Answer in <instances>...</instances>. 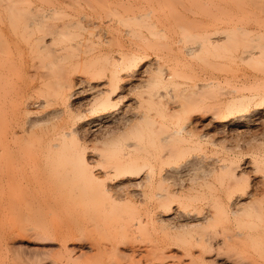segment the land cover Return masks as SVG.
Returning <instances> with one entry per match:
<instances>
[{"label":"rangeland","instance_id":"374dc122","mask_svg":"<svg viewBox=\"0 0 264 264\" xmlns=\"http://www.w3.org/2000/svg\"><path fill=\"white\" fill-rule=\"evenodd\" d=\"M29 1L34 7L40 6L38 2L41 0ZM75 1L77 5L80 4L82 10L80 7L75 9L76 12L72 11L73 9L70 10L71 8L66 10L71 11L68 12L69 14H73H71L73 21H79L82 23L79 25L84 26L79 28H85L84 31H81L83 29L79 30V28L73 29V32L81 36L79 38L77 36V39L82 44L84 42V46L81 44L78 49L80 51L77 50L76 53H78V59L89 60V63L96 61V64L94 62L89 64L86 60V62L80 60L76 64L78 66L73 65L74 67L69 70V72L73 70V74L70 73L73 76L69 77L72 80L68 78L70 85L74 83L70 88V93H72L70 101L73 110L75 112L77 110L78 113L76 114L81 115L82 113V116L87 117H92L95 113L85 111L83 100L86 93L77 86L80 80L89 79L84 70H88V73L91 69L95 71L101 67L100 69L104 71L107 66L106 61L116 59L118 56L115 60L117 61L120 51L123 50L126 53L133 50L134 47L138 49L135 42H139L138 44L143 47L145 42L148 43L149 40L148 44L152 45V50L146 51L148 55L146 54L145 57L136 61L120 76L122 80L119 83L118 93L113 97L114 101L117 100L115 101L117 105L111 111L118 114L122 111L133 110L134 107V111H136L137 108L138 117L143 116L142 119L145 117V120L140 123L144 130L148 127L144 126L147 120L155 121V125L162 123L169 130L184 126L191 135L185 133L184 136L182 135L183 137L177 136L169 145H166L165 148L171 152V156L163 159L165 164L167 162L180 165L177 172L182 173L176 172L170 175L165 173V165L160 171V167L158 169L159 164L147 161L150 166L146 163L147 169L144 168V171L140 172V183H136L137 178L112 181V177L109 179L103 171L109 164L105 165L103 162H98L95 154H93V152L101 151V145L95 142L101 132L92 130L94 127H90L89 132L85 133L83 129H80L78 137L86 140L87 143H85L88 146L91 145L89 146L90 153L86 156L87 163H89L88 170L98 177L96 180H100L98 181L99 184H106L104 185L106 189L111 188L108 194L111 191H113L111 194L118 192L117 196L121 193L118 197L123 196L121 197L122 201L128 196H133L134 202H137L133 213L130 212V216H127L126 210L122 207L120 209L118 203L117 207L108 201L110 199L106 192L95 191L96 188L92 189L94 182L91 183V186L89 185L93 180L88 181V173L82 170L83 168L80 169V164H78L80 166L78 168L86 173L87 177L85 178L82 175L79 176L81 173L76 170V164H73L75 170L72 168L73 170L65 171L68 166L63 164L59 166L58 162L55 164V161L45 156L44 150L38 153L37 149L34 148H29V151L25 149L28 153L32 151V154L35 153L33 151H36L37 155L33 159L26 158L24 161L22 159L19 161L20 157L16 156L17 161L12 163L18 164L16 166L23 165L18 170L17 177L11 176H15L13 181L10 179L11 177L6 179L2 175L3 171L0 170V172L2 171L0 173V264H264V220H257L253 216L249 217L246 212V214L240 213L242 215L238 213L233 215L230 212L232 206L230 200L232 199L231 204H233L234 196L237 194L244 195V202L252 203L255 201L261 206L264 205L262 203V201L264 202V0ZM101 1L122 3L125 16L129 13V15H139L149 11V20L153 21L156 26L158 25L157 28L166 27L164 28L166 29L164 32L165 40L162 38L163 36L160 39V35L151 37L144 28L140 30V33L145 36L146 41L131 35H121L116 30L113 32V29L105 26L106 24H100L95 15H92L96 7L95 3H101ZM93 2H95L94 5H91ZM88 4H90L89 7H86ZM98 5H102V3ZM90 6H92V10H90ZM100 7L97 6L95 11L101 12V9H98ZM76 14L78 16H75ZM103 28L105 29L103 30ZM204 35H219L218 45L215 47L205 45L201 49L198 48L194 54L183 57L181 48L184 44L195 45L196 42H202ZM111 36L112 39H115L113 42L110 41ZM124 36L125 38H123ZM107 38L110 39L111 43H108ZM158 43L163 46L167 45L160 47L157 45ZM88 44H93L92 47L91 45L88 46L90 50L92 49V53L88 48H85ZM82 49H86L88 52L82 53ZM249 49L256 52L253 59L240 61L239 57L242 52ZM24 52H20L22 54L16 52V55L12 51L11 68L13 69L14 65L15 68L11 72H13L12 75L15 74L16 76H12V79L14 85L18 84L16 86H19L23 91L29 90L27 95L30 94L31 96L30 88L38 83L37 77L40 69L34 71V68H31L29 53L26 50ZM76 53L75 55H77ZM2 58L4 57H1V60H3ZM87 65H89L90 70L85 67ZM157 68L162 69H160L161 72L163 71L162 74L169 72L174 81L171 79L172 83L169 82L165 86L155 85L152 87L149 85L151 86L149 87L150 82L145 81H148L149 78L152 79V75H156L155 71L159 70ZM69 72H67V77L70 75ZM102 78H95V81L90 79L91 81H89L93 85L105 84L107 78ZM33 79L35 83H33ZM208 81H212L216 85L204 87L196 93L190 90V88L193 89V86L199 85L201 87ZM174 83L175 85L182 84V87L189 90L181 95L179 94L181 86L176 87L172 85ZM155 91L161 96L157 99L154 97L150 99L149 94ZM228 91L232 92L229 93ZM235 97L244 98L243 108H232L230 101ZM222 103H226L229 107L222 105ZM48 108L38 109L36 113L41 114L44 110H50L52 106ZM89 112L90 114H88ZM240 115L245 116L239 118ZM85 122L87 121L83 119L78 121L76 125L79 127ZM161 130L164 132L163 129ZM145 142L144 144L148 147L149 145L147 146ZM149 147L148 149H150ZM17 148L20 149L18 146ZM7 149L6 153L8 152ZM8 150H11V154L7 153L6 155L13 158V147H9ZM17 150L15 155L17 153L20 155L24 151H21L22 148L19 150L20 152ZM134 153L139 155L140 152ZM52 162L54 163L52 164ZM2 163L0 166L3 169L5 166L4 162ZM108 163L112 162L108 161ZM142 163L145 162L142 161ZM221 163L229 164V166L233 164L234 167L236 165L240 171H238L240 179L232 182L226 174L224 176L221 172L219 173L220 169L217 165ZM151 165H154V168ZM182 165H185L184 168L186 167V169L182 168ZM62 166L65 167L64 170ZM102 166L105 168L103 167V169ZM148 168L152 169L150 171H153L154 180L153 183H148V186H145L146 181L142 178H144ZM214 170L215 172H213ZM160 176L167 177H165L167 180L162 185L157 183ZM137 180L139 181V179ZM132 182L134 185L140 184V186L134 187ZM129 184L131 185L129 186ZM122 185L124 186L121 187ZM233 187L236 191L231 194L233 196H230V199L228 194ZM99 190H101L100 187ZM163 190L169 193L171 203L170 208H164L165 213L169 214L167 215L168 218L165 216L159 219H163L165 223L157 219L155 215L157 211L154 210L156 201L154 195L158 191L163 192ZM123 192H129L128 194H132V196ZM247 193L251 194L246 196ZM102 205H105L106 209L100 207ZM247 207L248 209L245 210L251 213L252 209ZM96 208L102 209L100 213L104 211L105 214L115 209L121 210L124 217L114 219L116 223L114 220L112 222V219H108L107 223L100 219V223L96 222L98 226L94 224L97 228L91 227L92 224L84 228L91 217L88 218L84 214L83 216L82 210L88 211V209L94 210ZM164 209L161 211L164 212ZM188 213L200 216L208 215L209 217L207 216V220L201 222L197 227L187 228L188 226H183V224ZM169 218L173 220L165 221ZM123 221L126 224L127 221L135 222L134 226H136L126 232L125 229H122L126 225H122L124 224ZM114 227L115 230H112ZM185 228L190 229L189 233H185ZM114 231L117 236H115ZM122 231L124 232L122 233ZM182 232L185 234L183 233V235ZM207 233H212L214 237L219 238L218 241L221 242L222 240V242H219L214 248L211 247L213 249L196 247L194 244L196 242L193 240L196 239L195 236L200 237V235ZM212 234L210 235L212 236ZM178 236L179 238H177ZM36 237H39V241ZM61 240H65V242L67 240V244L61 246L59 243Z\"/></svg>","mask_w":264,"mask_h":264},{"label":"bare ground","instance_id":"6f19581e","mask_svg":"<svg viewBox=\"0 0 264 264\" xmlns=\"http://www.w3.org/2000/svg\"><path fill=\"white\" fill-rule=\"evenodd\" d=\"M78 2H79V0H78ZM95 2H93V4L91 3V5H94ZM38 3H40V6L34 7L33 4L29 0L28 1H26V0H0V158H1L0 162L1 163L4 162V166H5V167L3 166L4 167L3 169L0 166L1 167L0 170L3 171V172L1 171L2 175H4V177L6 179H9L12 175L16 176V174H18V170H20V167L23 164L21 166L20 165L16 166L18 164L15 165V163H12L15 160L17 161L16 156H18V158L20 157L19 161L21 159H22V161H24L26 158L27 159H29V158L33 159L34 157H36L37 152L39 153L41 150H44V152H46L45 156L48 159L55 161V164H56V162H58L57 164H59V166H61V164L68 166L66 168L67 170L65 169L64 166H62V169L64 168L65 171L73 170L72 168H74V170H75V167H77L76 170L78 171V173H81V174H79V176L82 175L84 178L88 176L89 182L91 180H93L89 183V185L91 186L92 185L91 183L94 182L92 185V189L96 188L95 191L98 190L99 192H101V191L106 192L107 196L110 199L108 201L110 203H114V205H116V206L118 203V205H120L119 206L120 209H121V207H122V209L124 208L126 210L125 213L127 214V216H130L129 213L131 212V214H132L135 207H136L135 205H137V202H134L135 199L133 198L132 194H128L129 192H123V193H126V194L132 196V197H130V196L126 197L125 196L127 199H125L123 201L121 200V197H123V196H120V198L118 197L121 193L118 196H117L118 192H114L113 194H111V192H113V191H111L108 194V191L111 190V188L106 189V187L104 186L106 184H104V185L99 184L98 181H100V180H98V181L96 180V179H98V177H96L94 173H92L91 171L88 170V164L89 163H87L86 156L88 153H90L91 149L89 146H91V145L88 146L86 144L87 143L86 140L84 141L83 138L80 139V137H78L80 129H83L84 130L83 132L85 133V132H89L88 129L90 127H94L92 130H95V131L98 130L99 132H101L99 138L97 139V141H95V142H98V145L99 144L101 145V148H100L101 151L95 152V153L93 152V154H95L98 162L99 161L103 162L105 165L111 164L110 166L107 165V168H105V166H102V168L103 167L105 168V170H103V171L105 174L108 175L109 179L112 177V181H119V180H125V179L130 180V179H136L137 178V179H139V181L136 179V183L137 182L140 183V178H139L140 172L144 168H146L147 165L150 166L149 162H147V161H151V162L153 161L156 164H159L160 166H158V169L160 167V171L163 169V165H165L164 170H166V172L163 170L165 173H168L170 175L173 173H176L178 171V168H179L178 166H180V165L177 166L176 163L169 164L167 162L165 164L163 162L164 158H169L171 156V152L169 150H167L165 148V146L169 145L173 140H175L177 138V136H182L185 133L186 134L188 133L189 135H191V134L189 133V131H186L184 126H179L178 129L169 130V128L166 129L165 125L162 123L155 125V121H153V120H147L146 121L144 126H148V127H146V129L144 130L141 128L140 123L143 120H145V117L143 119H142L143 116H141V118L138 117L139 115H137L138 113H136L137 108H136V111H134L135 107H134V109L132 108L133 110H129L126 112L122 111L118 114L111 111V109L117 105V102H115L117 100L114 101L113 97L117 95L116 93H118L119 83L122 80L120 76H122L136 61H139V59L145 57L147 54L146 51H148V49L152 50V48H151L152 45L150 44L151 45L150 46L148 44L149 40H148V43L145 42V45L143 47L140 46V44H138L139 42H137V43L135 42V45L136 44L138 45V49H135V47L131 45L132 47H134V49L129 47L133 50L128 51L126 53L123 52V50L121 49L122 52L121 51L119 52V58L117 61H115V60L117 59L118 56L116 57V59L114 58V59L108 60V62L106 61L107 66H106L105 70L103 69L104 71H102L100 69L101 67L100 68L98 67L99 70L97 69L95 71L94 70L92 71V69L90 70L89 65H87L88 67L85 66L87 69L90 70L89 71L90 73L88 72L89 75L87 73L88 70H86V71L84 70V72L87 74V76H89L88 77L89 79L86 78L88 80H85V78L82 77L84 79L83 80L79 79L80 81L78 80L79 83L77 84V86H79V88H81L83 90L82 92L86 93V97L83 100L84 101L83 106H85V111H91V112H95V113H94V116H92V117L82 116L83 115L82 113H81V115L76 114L78 112H77V110H76V112H75V110H73V108H72L73 105L70 101V97H72L71 96L72 93H70V91H71L70 88H71V85L74 83H72L70 85L68 78L70 76H73V75H71V74H73L72 73L73 70H71V72H69L71 67L78 66L76 64L81 60V59H78V53H76V51L79 49V46L82 44V42L77 39L78 35L76 32H73V29L74 28L77 29L79 27H84V26H80L79 21H73L72 16H71L72 13L71 14L68 13L71 11H67L66 9L71 8L70 10L73 9L72 11H75V9H77V7H78V9L80 7L82 10V7L80 6L79 3H78L79 5H77V2L75 0H41ZM101 3L103 5V7H102V5H98ZM101 3L100 2L97 4L95 3L96 7L101 6L100 8H98V9H101V12H96L95 11L96 7L94 6L95 7L93 10L94 14L92 13V15H95L96 19L100 21V24H104V25L106 24L105 26L113 29L112 30L113 32H115L114 30H116V32H119L121 35H131L135 38H142L143 40L146 41L147 39H145V36H142L140 33V30L142 28H144L145 30H147L149 32V35H151V37H156V35H160V39H161V36H163L162 38H164V40H165L164 32H166L165 31L166 29H164V28H166V27H164V28L162 27L161 29H159L160 27L157 28L158 25L156 26V24L153 21L149 20V17H148L149 11L144 12L143 14H139V15H129L130 14L129 13V14H126V16H125V13L123 10L124 7H123L122 3L109 2V1H101ZM89 5L90 4H88V6H86V7H89ZM90 8H91L90 10H92V6H90ZM81 12L83 13V11H81ZM81 12H80V14H81ZM75 16H78V14H76ZM73 18L76 19L75 17H73ZM81 20L82 19L80 18V21ZM80 24L82 25V23H80ZM80 29H83V28H79V30ZM88 29H89V27H88ZM104 29L105 28H103V30ZM84 30H85V28L81 31H84ZM80 33H82V32H80ZM116 36H117V34H116ZM79 37H81V36H78V38ZM218 37H220V36L219 35H214V36L204 35L202 42L201 41L196 42L195 45L184 44V46L181 48V54L183 57L184 56H190V55L194 54V52L196 50H198V48L201 49V47H204L205 45L215 47L218 45V41H220L219 40L220 38L218 39ZM123 38H125V36ZM142 39H139V40L142 41ZM106 40H108V38ZM109 40H108V43L110 41L113 42L115 39L114 38L112 39V36H111V40L110 41ZM86 42H88V41H86ZM159 42H161V41H159ZM160 44L158 43L157 45H160ZM89 45H91V47L93 46V44H88L85 46V48L87 49ZM117 45H119V44L117 43ZM165 45H167V44H165ZM82 46H84V42H83ZM162 46L163 45H160V47H162ZM86 49H84V50L82 49L83 51L81 50V52L86 54L88 52V50H86ZM25 50L29 53L30 57H28V58H31L30 59L31 62H29V64H31L32 67L31 66H29V67L34 68V71H37V69H40L39 75L37 77L39 79V81L37 79L38 83L36 85L34 84L35 86L33 88H30L31 89V96L29 94L30 97L27 95V92L29 90L27 91L25 89L23 91L22 89H20L19 86H16L18 84L14 85L12 76H15V74L12 75L13 72H11V70H13L15 68L14 67L15 65L13 66V69L11 68V62H12V58H13L12 51L15 52V54H16V52L20 53L22 51L24 52ZM78 51H80V50H78ZM68 52H69V55H68ZM90 52L92 53V49L90 50ZM75 53L77 55H75ZM254 53H256V52H254L253 50H250V49L244 50L242 52V54L240 53L241 54L239 57L240 61H242V60L244 61L246 59L247 60L253 59ZM20 54H22V53H20ZM110 56H112V55H110ZM1 57H4V58H2L3 60H1ZM83 57H85L84 54H83ZM20 59H21V57H20ZM77 59H78V61H77ZM18 60H19V57H18ZM24 60L26 61V59H24ZM85 60H83V61L81 60V61L84 62ZM20 61H22V60H20ZM86 61L88 62L89 60H86ZM97 61H100V60H97ZM93 62L96 64V61H93ZM92 63L90 61L89 64H92ZM81 64L83 65V63H81ZM18 65H19V63H18ZM100 66H102V65H100ZM92 68H93V65H92ZM157 69H159V68H157ZM159 70H157V72L155 71L156 75H152V79L148 77L149 80L145 81V82L151 83V84L149 83L148 86L149 85H151L152 87L155 85L156 86H159V85L165 86V84L167 85V83H169V82H170V84L172 83V81H171V79L173 78L172 75L169 72H166V74H164L165 73L164 72L162 74V72H163V71L161 72L162 69L160 71ZM67 72H69V74L71 73L68 77H67V75H68ZM93 72H94V74H93ZM167 73H169V74H167ZM84 74H83V76H84ZM34 76H36L35 73H34ZM102 77L107 78V82L105 84L102 83L99 85V83H98V85H93L92 82H90L91 81L90 79L94 80L95 78L99 79ZM106 78H105V80H106ZM70 79L71 78H69V80ZM33 81H34V79H33ZM94 81H93V83H94ZM15 82H16V80H15ZM96 82H99V81L96 80ZM31 83H32V81H31ZM33 83H35V81ZM21 84H19V85H21ZM172 85H175V83ZM213 85H214V83L212 81H210V82L208 81V83L201 85V87L199 85L193 86V89L190 88V90L193 93H196L198 90H200L204 87L213 86ZM215 85H216V83H215ZM30 86H32V85H30ZM151 86H149V87H151ZM175 86L176 87L181 86L180 90L178 87L179 94H181V95H183L186 91L189 90L188 88L182 87V84H177ZM230 92H232V91H230ZM157 93H158L157 91L150 93L149 98L150 99H153L152 97H154L156 99L159 98L161 95H159V93L158 94ZM220 95H222V94L220 93ZM224 95H226V93ZM229 100H231V99H229ZM246 101H248V100H246ZM263 101H264V98H263ZM230 103H231L232 108H234V107L235 108H243L244 98L235 97L234 99H232L230 101ZM222 105H226V103H224V104L222 103ZM50 106H52V108L50 110H46V111L44 110L41 112V114L36 113V110L43 109L45 107L50 108ZM226 106H228V105H226ZM74 112H75V114H74ZM88 114H90V112ZM243 116H245V115H240L238 117L242 118ZM83 119H85L87 122L83 123L82 126L80 125L79 127H77V125H76L77 122L82 121ZM108 123H110V125H108ZM161 129H163L164 132ZM200 138H202L201 135H200ZM144 141H146L145 143H147V146L148 145L150 146V147L148 146L150 149H148V147H146V144H144ZM95 145H97V144H95ZM17 146L20 147V149L22 148L21 151L24 150L23 152H21V154L19 153L20 155H18V153H17V155H15L16 154L15 151L17 149H19V148H17ZM9 147H13V151L15 154L12 153V155H13V158L15 156L14 159L12 158V156L6 155L7 153L11 154L12 148L9 151L8 150ZM14 147H16V148H14ZM29 148L37 149V152L33 151L35 153L32 154L31 153L32 151H30L28 153L27 151H29ZM6 149L8 151L7 153H6ZM25 149L26 150L28 149V150L25 151ZM92 149H94V147H92ZM19 150H17V151L20 152ZM156 150H157V152H156ZM136 151L140 152L139 155L134 153ZM185 160H187V159H185ZM188 160L190 161L189 158H188ZM108 161L112 162V163H108ZM142 161H144L145 163H142ZM16 163H18V162H16ZM53 163L54 162H52V164ZM146 163H147V165H146ZM182 163L184 164V162H182ZM19 164H21V163H19ZM68 164L69 165L71 164V165L69 166ZM73 164L74 165L76 164V166L74 167ZM78 164H80L81 167ZM188 164L189 165L191 164V166L193 165L192 163H188ZM232 165L229 166V164L221 163V164L217 165V166H219V168L218 167L217 168L220 169L219 173L221 172V174H224V176L226 174L227 177H229L230 181L236 182L238 179H240V174H238L239 169H237L236 165H235V167ZM184 166L182 165L181 167L184 168ZM78 167H80V169L83 168L82 170H84L85 172L88 173L87 176H86V173L84 171L82 172V170H80ZM184 169H186V167ZM218 169H215V170L218 171ZM14 170L16 171V173ZM91 170H92V168H91ZM150 170H152V169L148 168V171H146V173L144 172L145 173L144 178H142L146 181L145 182L143 180V182L146 183L145 186L146 185L148 186V183L150 184L154 180L153 179L154 177L152 176L153 171H150ZM215 170L213 172H215ZM180 171H182V170H180ZM19 172H21V171H19ZM180 173H182V172H180ZM180 173H178V174H180ZM165 175H167V174H165ZM15 176L11 177L10 179H12V181H13V178ZM116 177H118V178H116ZM165 177L160 176L157 183L162 185V183L167 180L166 179L167 177L166 178ZM263 181H264V179H263ZM97 183L99 186L97 185ZM128 183H131V182H128ZM128 183H127V185H128ZM124 185H125V183H124ZM124 185H122L121 187H123ZM130 185L131 184H129V186ZM133 185H134V183H133ZM152 185H154V184H152ZM136 186L137 185H134V187H136ZM138 186H140V184ZM99 187L101 190H99ZM125 187H127V186H125ZM149 187H152V186L149 185ZM160 187H158V188H160ZM127 189H128V187H127ZM113 190L115 191V189H113ZM235 191H236V189H234V187L231 188L229 191L230 193L228 194L229 195L228 197L229 198H230V196L232 197L233 195H231V194ZM168 194L169 193H167L166 190H163V192L158 191V193H155V195H154V197L156 196V198H155L156 201L154 204L155 205L154 210L157 211V213L155 212L156 213L155 215L157 216L158 220L160 218L165 217V216H166V218H168L167 215H169V214L165 213V209H164V208H170V205H171V203L169 201L170 196ZM250 194L247 193L246 196H248ZM99 196H101V195L99 194ZM243 196H244L243 194L242 195H239V194L235 195L234 196L235 200L233 201V204H231L232 199L230 198L231 199L230 205H232L230 207V212L233 215L234 214L237 215V213L238 214H240V213L244 214L246 212L247 214L246 213L245 214L248 215L249 217L253 216L257 220L258 219L264 220V205L261 206L260 203H256L255 201L252 202L253 200H251L252 199L251 197H250V200L252 203H247V201L244 202ZM246 199H248V198H246ZM99 203H100V201H99ZM262 203H264V202L262 201ZM104 206L102 205L100 207L105 208ZM106 206H107V204H106ZM247 206H249L250 209H252L251 213H249L247 210H245L246 208L248 209ZM162 209H164V212L161 211ZM101 210L102 209H100V208H96L94 210L88 209V211L87 210L84 211V209H83L82 210L83 212L81 211L82 215L84 214L86 217L88 216V218H89V216L91 217V218H89L90 221L88 220L89 222H88V224L85 225L86 227H84V228L89 227L90 224H92V225H90L91 227L95 226L94 224L97 225L96 222L100 223L101 222V221H99L100 219L104 220L102 222H106L108 219H112L111 221L113 222L114 219L124 217V215H122L121 210L117 211V209H115L116 210V211L114 210L115 212L114 211H111V212L107 211L108 214L103 213L104 211H102V213H100ZM128 210H130V211H128ZM89 213H90V215H88ZM240 215H242V214H240ZM207 216H203V215L200 216L197 214L188 213L187 216L185 217V220H184L185 223L183 224V226H186V227L188 226L187 228H192V227L195 228V226L197 227L201 222L207 220ZM127 220H128V218H127ZM172 220L169 218V219H166L165 221L170 222ZM116 221H118V220H116ZM159 221L164 222L163 219H161ZM114 222H115V220H114ZM260 222H262V221H260ZM109 223H111L110 220H109ZM122 223H124V221ZM134 223L133 222L130 223L129 221H127V224L125 222L122 225H125V224L126 225L123 228L122 227L121 228L125 229V231L127 232V230H129L130 228H131L130 230H132V227L136 226V225L134 226ZM136 223H137V221H136ZM91 227H90V229H92ZM97 230L99 231V229H97ZM112 230H115V227H114V229L112 228ZM189 230L190 229L187 230L185 228L184 231H185V233L186 232L189 233ZM123 232L124 231H122V233ZM183 233L184 232H182V234ZM114 234H115V236H117L116 232ZM210 234H212V233H207L205 235L202 234V235H200V237L195 236L196 239L191 238V240L192 239L195 240L194 242H196V243H194V242L193 243L196 245V247L198 246V248L201 247V249H202V248L208 247L209 249H213L214 246H217L220 241H218L219 238H217V236L214 237L213 234H212V236ZM236 234H237V232H236ZM231 235H233V234H231ZM179 236L177 238H179ZM227 236L225 237L226 239H227ZM238 236L240 237V235H238ZM115 238H113V239H115ZM180 238H182V237H180ZM37 239H38L37 241H39V237ZM40 239H41V237H40ZM76 239H78V238H76ZM67 240H69V239H67ZM67 240H66V242H67ZM181 240H180V242H181ZM183 240L185 241V238H183ZM183 240H182V242H183ZM66 242H65V240H61L59 243L61 244V246H65V244H67ZM221 242H222V240H221ZM181 244H183V243H181ZM185 244L186 243L184 242V245ZM211 247H213V248H211ZM183 249H185V248H183ZM187 252H189V250ZM189 255H191V254H189ZM190 263H192V262H190Z\"/></svg>","mask_w":264,"mask_h":264}]
</instances>
